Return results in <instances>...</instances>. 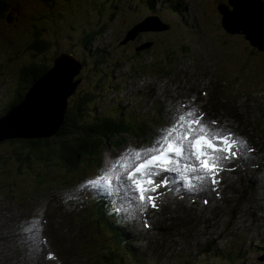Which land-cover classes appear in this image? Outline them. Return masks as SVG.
I'll return each instance as SVG.
<instances>
[{
    "label": "rangeland",
    "instance_id": "obj_1",
    "mask_svg": "<svg viewBox=\"0 0 264 264\" xmlns=\"http://www.w3.org/2000/svg\"><path fill=\"white\" fill-rule=\"evenodd\" d=\"M23 1L24 2L13 0V6L16 3L14 6L15 11H10L8 16L5 15V18L2 19V23L9 26L8 30H10L12 34L7 33V35L10 37L8 47L4 44L3 41L0 40V114L3 112L2 110L5 106V104L3 105V101H1L4 100L2 96L8 93L7 87L10 83H13L15 81V76L17 75L16 70L19 69V66L25 65L27 63V57L28 59L32 58V60L36 59L32 56V51L31 53L29 50H26L29 42L33 39V29L39 30V38L45 34V28L47 27V25H51L49 21L56 19V28H58L57 33L55 32L52 35H48L52 38L53 48L57 44V42L62 45L64 44L63 46L66 47L65 44H69L68 40L63 41V38H65L64 36H66V34L72 33L73 35L77 33V29H80L81 25H84L86 27L87 25H89L90 27H94L95 23L100 18L105 20L106 22L108 21V25L112 26V28L114 29L112 31L115 32V36L117 38H120V35L124 34L122 30L125 29L126 38L133 36L137 39V37L132 34L133 29L129 30L128 32L127 30L134 25L133 22L135 23L138 21L140 22H138L135 26H139V24H143L145 22L148 24H144V27H147L152 21V25H150V27L155 28L156 32L163 30L161 25H155L153 23V20H155L154 18L145 17L143 19V17L149 10L145 9V7L147 6V3L145 2L147 0H47L45 2L46 4L55 6V8L52 10L54 12L48 11L45 8L47 6L42 3V0ZM226 1L227 0H187L188 5L191 6V10L194 12V14L192 15L185 14L184 21L186 22L185 25L188 26L187 29H180V27L178 26L180 18L177 17V14L168 12V14L170 15L169 20H171L174 25L168 30L169 40L165 41L164 39H160L158 46L152 47L149 45L147 47H144V49L135 51L134 53L138 52L136 54H133L131 51L132 45H130L129 47H125L127 43L121 46H116L114 43H112V40H109V42L103 44L98 41L90 40L89 45H85V42H83L84 50H82L81 54H90L91 58L97 56L98 54L105 55L103 54V52L106 51V48H103V46H107L111 43V46L115 45V47L112 48V51L115 48L116 54L122 57L117 56L116 58H118L119 60L116 65L106 66L104 69V73L107 77L109 71H113L115 73L116 69L122 66V68L119 69V75L117 77V79H119V82H122V74H124V68H126V64L132 67L131 71L133 72V74L139 72L144 76H150L152 73H154L153 68H158L159 74L156 80L152 81L155 84L153 87L155 93L154 97L150 96V101L146 105H144V117H142L138 121L137 125L129 130V127L126 124H133L132 120L134 121L135 117L129 112V110H127V116L124 117V133L121 135H111L106 138L105 136H102L101 140L103 141V144L100 145L98 151L90 150L89 152L92 153L90 156H79L77 159V164L73 167L68 165L70 163L67 160L66 153L64 151H53V148H47L42 151L33 152L26 158L24 152L20 150L21 147L16 149L14 155L12 154L13 149L9 148V145L7 143H0V155L2 156L0 158V201L2 202V204L6 203L8 204V207H10L11 197L5 199V197L2 195V193H4L8 196H11L10 192L16 193V197L22 201L20 204H16L17 207L14 212L9 209L5 218H1L0 215L1 220L8 221L9 216H14L13 225L11 226V224L7 223V227L9 228L8 230H3L6 228L5 226H2L0 228L3 232H9L8 235L13 238L9 246H13L15 250L16 247L14 244L23 242V246H21L22 250L20 252H24V248L30 244L28 242H25V240H28V238L26 239L25 234H23L22 238L20 240H17L14 239V235H20L22 231L25 232L27 229H30L31 233L28 232L26 233V235L28 236V234H32L36 236V231L40 226V224L38 226L37 222H39V220L40 223L42 222V219H39L41 216L38 213L37 209L39 211L41 209H45L47 223V210L49 207L50 220L59 221V228L69 225H72L73 227V234H71L72 236L70 238H66L64 247L67 246L68 242H70L73 246L69 244L64 253H62L63 255H65V252H70L66 253V256L64 257L65 259L67 257L66 260L68 264H107L103 260L102 256V245L100 241L101 237H99V235L97 234V231L94 227L95 225L93 224V222L97 223L98 220H100V224L97 225V229L100 230L104 234L107 241L112 244L109 249L111 251H118L120 253V258H118V262L120 264H127L131 260V258L134 257L132 253L134 250L131 249V251H129V247L137 248L140 251V254L146 251V255L149 258L147 264H186V262H188V264H264V247L258 245L256 246V244H264V242L261 241L264 240L263 236L254 237L256 239L254 240L252 246L249 242L250 238H232V229L243 231L256 225L255 218L250 221V217L254 214V211L256 209L255 204H253L252 206L251 215L246 216L244 220H241V223L243 224H240L237 227L232 226V216L228 211V208L224 207L225 219L221 220L218 223H214L213 226H210L212 239H206L200 242L194 241L192 243L183 241L180 247L181 251L187 252V250L191 248L194 249L192 251L193 254H190L186 257H177L174 259L169 257L166 250L175 249L177 242L180 241L184 237V235L192 236L193 232L192 225L190 223L187 222L185 224H182L178 220V217L182 213L176 212L177 206L172 197L169 196L168 201H165L168 209L167 213L164 215L155 213L153 214L155 220H152V213L150 212L151 210L149 208L134 203L135 197L133 193L126 194L124 193L126 192V190L122 191L120 188H118L117 183L120 185H124L125 187L126 180L124 178H120V181L115 183L116 177L123 176L121 173L122 171H120L118 168H115L118 167L120 160L118 151L119 147H124L128 143L134 144V139L137 137V135L143 134L141 128L144 126V124L146 126L149 125L147 123L148 120H153L151 113L153 109L161 111L163 106H167L169 104L170 106H173L169 110L178 111V108L173 101L179 98L174 96V92L170 93V90L173 88L172 85L164 84L166 79L162 78L165 76L170 77V75L172 74V76L175 75L177 80H179L180 76L177 73H179V71L183 69L187 70V68L179 67L183 62H185V66L188 67V70H190L194 74L198 73L199 70H205L203 74L200 75V77L203 78L204 76H206V78L210 79L206 82L207 84L212 82L213 80H217L219 83H217V87L216 84L213 85L216 89L215 92L218 91V95L216 94L215 96V98L218 100V103L225 104L226 102H228L229 108L233 111H242V116L234 115L233 117H235L240 122L245 121L248 125L253 124L257 133L260 135H264V74H253L255 70L254 66L250 64L251 56L250 54L243 52V50H245L243 49V46L247 42H244L242 35H238L243 31H249L250 29H253L258 20L264 21V19H260L262 14H264V4L255 0H228V4L226 5ZM218 4H225V7L227 8H218ZM103 7H107V11L104 14L101 12ZM184 9H186L185 6H183V10ZM112 12H115L116 14L114 17L109 16ZM10 16H15V19L13 20L12 18L11 21ZM219 16L220 19L221 17L225 19L226 24L217 23ZM9 18L10 21L7 22V19ZM217 25H222L221 27L223 28L220 30H223L225 34H227L224 31L225 27L228 30L234 29L238 32V34L236 35L228 34L229 36L225 35L222 37V41L231 46V48H228V50H226V47L223 48V46H225L226 44H218V37L214 35V33L218 32ZM71 27H73L74 29L70 30ZM108 31L110 32L109 29ZM209 32L211 35L207 36ZM0 37L2 38L5 36L0 33ZM179 37H181V39H179ZM145 38L148 39L146 41H149V39H151L149 34L145 35ZM133 39H129L127 42H130L131 44ZM237 40L238 42H236ZM241 40L242 43L240 42ZM118 43L122 42L119 41ZM179 44H182L188 48L187 52L189 54L188 56H185L183 58H189V60H180L178 54L181 53L180 50H174V48H176V46H178ZM80 46L82 48L81 43L78 44V47ZM100 47L102 49H100ZM127 50L132 54L123 57L124 55H127L129 53ZM75 51L77 52L75 55H79L78 48H76ZM258 53L259 55L257 56L259 57V59L264 61V52ZM60 54L61 53H59V55ZM77 57L79 58V56ZM103 59H105L107 62L108 55ZM109 61H111V58H109ZM219 62L223 63L222 65L225 72L224 80L219 67ZM195 63H199L197 65L198 68L194 67ZM142 65L143 67H141ZM2 70H4V72ZM132 72L130 74H132ZM93 73L94 71L89 69V67L82 66L79 73L74 77H78L80 82L76 86L74 93L67 98L66 112L74 111L77 117V123H86L93 120H99V118H103L113 124L114 122L111 118L116 120L118 116L109 115V113H111L110 110L112 109L111 106L104 108H102V106L103 104L106 106L105 97L106 94L111 91L112 86L114 85V78H111L110 80L104 79L103 83H100V81H96L98 75H93ZM99 74H101V72ZM177 80L176 83L179 84H185L186 80L191 83L188 87L184 88L183 85L178 89L181 97L191 94L193 97L195 96L196 98L201 99L198 96V94L201 92H199L197 96L194 94V90L201 87V85L195 82V79L191 81V78H189L181 82H178ZM158 82H160V88L158 86ZM203 85H205L204 87L210 89L209 91H205V96H212L211 84L206 85L205 83H203ZM164 87L167 89V94L169 96H158L160 90H163ZM235 88L238 89L234 92V94H228V92L232 91ZM240 88L244 90L241 92ZM81 90H85V92L80 96L88 94L91 95V98L93 100L91 103H84L85 101L80 97L74 98V94L80 93ZM201 90L205 89H199V91ZM125 95V93H122V96L120 98H123V96ZM141 95L142 97H145L146 93L142 90L141 94L136 95V98H139ZM246 98L248 101H250L248 105H244L243 99ZM76 99H79L82 104L84 103L83 110H80L79 108L77 109ZM190 100L195 101L193 99ZM127 101H131L130 96L127 98ZM208 103H206L203 110L200 109V107L191 106L192 109H188V111L198 110L196 111V116L201 113L203 119L207 118L203 111H209L211 109V105L210 103ZM183 104H188V102H183ZM114 105L116 106L117 104ZM122 105H124V101L120 104V106ZM179 112L182 111L179 109ZM79 113L82 114L80 115ZM165 113L166 112L160 113L157 124L155 121H153L156 126H159ZM67 114L71 115V113ZM220 116H222V120L219 121L220 123L236 131L234 125L231 122L232 120L226 119L231 115L222 114ZM129 117L132 118V120ZM213 119L215 121H218V119L220 118L214 116ZM74 121L67 118V127L72 125V123H75ZM207 124L211 127H214L208 120ZM6 130V126L2 125V127H0V133L5 132ZM109 138L111 139L109 140ZM118 141H122L120 142L122 144L121 146L116 147L115 145ZM255 150V158L258 159L259 152L256 148ZM16 154H21L22 156L24 155L22 158L25 157V161L20 165L18 173L16 174V172H14L13 175L12 170H16V166L13 165V168H11V162L18 161V156ZM30 157L37 159L39 161V165H31L29 162ZM243 162L246 161L243 159ZM62 163H64L65 165H62ZM2 164L6 166V171L8 173L6 179H4V173L2 174L1 172V170L4 168ZM237 164H240V162L238 161ZM239 167L235 166L234 169L231 170V172L239 174ZM250 169L252 168L250 167ZM30 171L39 179L46 178L48 180L47 183H42L41 185H39V188H41L40 190L31 185V183L29 182V179H31L30 176H23ZM248 171L253 176H255L256 174L257 178H255V196L257 194L259 195L260 202L262 206H264V200L261 193V186L264 184V178L262 177V174L258 177L256 173L257 171L264 172V167L262 168V170L260 168L258 170L252 169V171L248 169ZM101 173H111V187L108 188L106 192L110 194V196L111 194H113L114 196L122 200V203L124 204H121L120 208L124 212H129L130 205L134 204V211H141L147 216L148 219H150L153 225L152 231L145 232L141 231L140 228V233L136 222L137 218L132 217L131 223L132 228L135 232L131 231L130 227H126V230H128L130 233L132 232V235H134L135 237H137L138 235V239L135 240V238L132 237L129 243L130 245L122 244L124 245V247H126V249L128 248L127 250H124V248L120 245L121 242L119 243L117 239L115 241H112L113 237L118 238V233L116 232L118 227L110 224L113 218V206L107 201V196L104 191H98L96 195L93 196V201L87 203V194H89L91 191H94L95 189L81 188V185L85 184L86 181L97 178ZM15 177L20 179V182L16 181ZM38 178L34 177L36 185H38V183L40 182ZM55 178L56 181H54ZM187 178L190 179L191 177L188 175ZM231 178L232 180H234L233 185L236 188L234 192H232V190L229 189L230 186L227 184V195L230 197L231 207L235 208L243 198V189L241 185V179L237 175H231ZM130 186L132 185L130 184ZM173 187L174 186L172 182L170 188L172 189ZM26 188L28 189L27 191L25 190ZM16 189H18L19 191H17ZM203 190L204 194H206L205 186H203ZM58 193L62 194L59 198ZM191 194H193L192 191ZM199 194L203 195L201 191L199 192ZM50 197H52L54 200L52 204L56 205L55 208H52L50 204H47ZM72 197L78 198L77 203L74 202V204H77L76 209H79V211L75 212L76 214L72 213L67 215L68 213H70L74 204L71 208H69L70 210L65 209L63 204H68L70 202L69 198ZM208 201L209 205L207 206L200 205L202 204V201H200L201 203L199 202V204H193V200H191V202L188 201V204L185 202H180L178 205L181 207L182 212H184L191 221L198 220L199 223L209 224L211 219L213 220L214 218L222 217L223 215L221 216V214L219 213L218 206L214 207L212 205L215 201L211 199H208ZM104 204H108L109 208H104ZM223 204H225L224 201ZM239 209L241 208L239 207ZM243 210L248 211L250 210V208H246ZM212 211H214L215 216ZM86 213L92 218L93 221H91L85 215ZM38 214L39 218H37ZM61 214L67 215L64 217V221H60L57 218L58 216L61 218ZM23 215H26L27 217L24 218L27 222L26 228L19 227V217ZM44 225H46L45 222L42 223V227ZM52 226L47 228H45L44 226V232L46 231L47 241L49 245L53 249H55L58 240L57 234H55L52 230ZM13 231L15 234L13 233ZM218 237L221 238L217 241L220 246L219 253L223 254V257H208L207 254L206 256L199 257L197 254L201 251L194 253L198 250L204 251L203 249H208L210 245H214L213 242ZM134 241L136 243H134ZM229 241L231 243H229ZM241 242H244L245 247L249 248L242 251H237L238 243ZM30 246L31 245H29V248ZM151 246L157 252L155 250L153 252ZM227 246L233 247L234 252L227 255L228 249H225ZM92 248H97L99 249V251L95 252L94 254V249ZM120 248L125 251L126 258L122 257ZM37 249H39V247ZM218 249L219 248H214V250ZM13 251H7L6 248L0 251V253L2 254L7 253L11 256V262H8L7 264H13L12 262L15 259V254H13ZM160 256H164L165 259L161 260ZM16 257H18V253ZM28 259L31 258L24 257L22 259L25 260L23 264H33V262L29 261ZM22 260L20 261V263L18 262V264H21ZM26 260L29 262L27 263ZM133 263L141 264L140 261L135 259H133Z\"/></svg>",
    "mask_w": 264,
    "mask_h": 264
},
{
    "label": "trees",
    "instance_id": "obj_2",
    "mask_svg": "<svg viewBox=\"0 0 264 264\" xmlns=\"http://www.w3.org/2000/svg\"><path fill=\"white\" fill-rule=\"evenodd\" d=\"M47 0H42V3L44 5H46L47 7H44L48 10V11H52L55 6H51L46 4ZM107 11V7H103V9L101 10V12L104 14ZM116 14L115 12H112L111 17H114ZM140 22V21H138ZM138 22H133V24H137ZM108 21L106 22L103 19H99L96 23L94 27H90L89 25L84 26L81 25L80 29H77L79 32L74 36H71V39L64 36L65 38H63V41H67L69 42V44H65L66 47H64L62 44H60L59 42H57V44L54 46V48L52 47V43L51 41V37H47L45 34L42 35L41 37L38 38L39 36V30L33 29V39L32 41L29 42V45L26 47V50H29L30 52L32 51L33 54L32 56L35 57V60H32V58L28 59L27 57V65H21L19 66V69L16 70L17 71V76L15 77V81L13 82L14 86H13V91L12 94L9 93L10 98L8 99V103L5 104V106L3 107V112L0 115L5 114L6 112H8L13 106H15L17 103L19 104L25 97V93L26 91L33 85V83L35 81H37L46 71H48L51 66H52V60L53 58H55L56 56L59 55V53L61 54H71L74 58H76L81 66H87L89 67V69L93 70L94 74L98 75L96 81H100V83H103L104 79L106 80H110L111 78H117L119 73L116 72L114 73L113 71H109V74L105 75V67L109 66V65H116V63L118 62V58H116L117 56L122 57L118 54H116V50L114 48L113 51H104L103 54H105L106 56L108 55V61L106 62V60L104 59L103 61L100 59L101 56L95 61L93 62L91 60V55H82L81 52L83 49V42H85V45H89L90 44V40H92V38L96 35H99L101 32H105L106 29L110 30L111 36H113L114 40H116L117 42H113L116 46H121L123 44L118 43L120 40V38H117L115 36V32H113L112 30H114L112 28L111 25H108ZM132 24V23H131ZM94 25V24H93ZM218 27V32L214 33L215 36L218 37V43L221 44H226V42L222 41V37L223 36H229L228 34H225L223 32V30L221 31L220 29H222L221 25H217ZM124 34H126V30H122ZM128 31V30H127ZM113 33V34H112ZM149 34L151 39H149V41L147 42L150 46L155 47L159 45V40L160 39H164L165 41L169 40V33L168 31L165 32V29H163L162 31L156 32H145L144 31V35ZM210 32L207 34V36H210ZM142 34H140L139 37H137L138 41L140 40H148L146 38H141ZM120 37H122V34L120 35ZM123 39V38H122ZM180 39V38H179ZM70 40V41H69ZM111 40V38H110ZM82 44V48L81 46L78 47V44L80 43ZM238 42V40L236 41ZM235 42V43H236ZM242 43V40L240 41ZM245 42V40H244ZM246 43V42H245ZM126 44V43H125ZM59 45V46H58ZM131 44L127 43L125 45V47H129ZM142 47H147L146 44L142 45L141 47H135L134 45H132V53H134L135 49L141 50L144 49ZM226 47V50H228V48H231L230 45L226 44L225 46H223V48ZM53 48V49H51ZM76 48H78L79 50V58L75 55L77 52L75 51ZM179 49L181 53L179 54V58L180 60H189V58H183L185 56H188V48L182 44H179L178 46H176V48H174V50ZM243 52H246L247 54H250L251 56V60H250V64L254 66V75H260V74H264V61L260 60L259 57L257 55H259L258 51H256V49H254L253 47H251L248 43H246L243 46ZM173 50V51H174ZM31 52V53H32ZM52 52V53H51ZM254 52V53H252ZM27 53V52H25ZM171 53V52H170ZM186 53V54H183ZM252 53V54H251ZM257 53V54H256ZM127 56V55H124ZM109 58H111V61H109ZM90 62H89V61ZM225 61V60H224ZM199 63H195L194 67L198 68L197 65ZM223 63L219 62V67L221 70V74L224 80V76H225V72H224V68H223ZM91 65V67H90ZM138 66V65H137ZM116 67V66H114ZM4 72V70H2ZM96 71V72H95ZM101 72V74H99ZM81 76V75H80ZM106 77V78H105ZM78 78V77H76ZM76 80V79H75ZM93 82V81H92ZM217 83L218 81L215 80L216 87H217ZM92 84V83H91ZM90 84V85H91ZM219 84V83H218ZM77 86V85H76ZM110 86V84H109ZM108 86V87H109ZM9 87V86H8ZM215 87V86H214ZM220 88V86H219ZM238 88L233 89L232 91L228 92V94H234L235 91H237ZM216 89L212 90V99H211V106H213L214 104L218 103V100L215 98L216 94L218 95V91L215 92ZM244 89L240 88V91L242 92ZM210 99V98H209ZM244 100V105H248L250 103V101L246 99ZM4 101V100H3ZM84 103H89L92 102V98L90 96V94L88 95H84ZM83 103V104H84ZM208 103L207 100H204L202 102V104ZM83 104L77 100L76 101V106L77 108H79L80 110H83ZM209 104V103H208ZM204 106V105H203ZM202 107V106H201ZM219 106H217L218 108ZM216 108V109H217ZM201 109V108H200ZM210 111V110H209ZM67 113H71L67 114ZM83 113V112H82ZM82 113H79L80 115ZM75 115V116H73ZM67 118L72 119V121H74L75 119V123H72V125H70L69 127H67ZM113 124L109 121H106L103 118H99V120H93L90 122H86V123H77V117L76 114L74 113V111H68L65 113L64 118H63V122L60 126H58V128L51 133L48 136H42V137H36V138H32V139H28V138H19V139H9V140H5L3 142H1V144L7 143L9 145V148L13 149V153L15 155V151L17 148L21 147L20 150L22 152H24L25 157L27 158V156H29L30 154H32L33 152L36 151H42L44 149L47 148H53L54 150H60V151H64L66 153V158L69 161L71 167H73L78 159L79 156H90L92 153H90V150H95L98 151L100 145H102L103 141L101 140L102 136L109 137L111 135H117L121 132H123L125 130V126L124 123L122 121H117L113 119ZM236 123L238 124L239 122L236 121ZM127 125V124H126ZM129 130H131L132 128L130 126ZM251 128V126H249ZM111 138H109L110 140ZM94 153V152H93ZM20 157H18V161H14L11 162V168H13V165L16 166V170H12V173L14 175V172H16V174L19 171L20 165L25 161V157L22 158L23 156L21 154H16ZM2 156L0 155V158ZM6 159V158H3ZM29 162L31 165H35L38 164L39 161L33 157L29 158ZM66 160V159H65ZM42 163V162H41ZM3 165V169L1 170L2 174L4 173V176L6 179L7 177V171H6V166ZM39 165V164H38ZM62 165H65L64 163H62ZM30 176L31 179H29V182L31 183V185H33L34 187H36V189L40 190L41 188H39V185H41L42 183H47L48 180L46 178L44 179H39L38 177H36L35 175H33V173L30 171L29 173L23 175V176ZM38 178V180H40V182L38 183V185L35 184L34 181V177ZM16 181L20 182V179L16 178ZM54 181H56V178L54 179ZM17 191H19L18 189H16ZM26 191L28 190L27 188L25 189ZM12 199L14 201H16L17 203H21L22 201L16 197V193L14 192H10ZM112 221V220H111ZM100 224V220H98V223L94 222V227L95 230L97 231V234L99 235V237H101V235L103 234L100 230L97 229V225ZM122 233V230L119 231L118 234V238L113 237L112 241L114 240H118L120 245L124 248V250H127L126 247H124V240H126L124 237H120V234ZM104 236V234H103ZM106 238L104 236V239H100L101 241V249H102V256H103V260L107 263V264H120L118 262V258H120V253L118 251H111L109 248L112 246V244H110L109 242H106ZM264 242V241H263ZM94 249V254L95 252L99 251V249L97 248H92ZM121 253L124 252V250L122 248H120ZM219 250H214L213 246H209L208 249H205L204 251H202L204 253V256L210 257H215L218 256ZM237 251H242V250H237ZM233 252L229 251L228 255L231 254ZM133 255L136 256V253L133 251ZM122 257H125V254L122 253ZM196 257V256H195ZM223 257V256H222ZM132 259H135L134 257H132ZM136 260V259H135ZM127 264H131V262L129 261Z\"/></svg>",
    "mask_w": 264,
    "mask_h": 264
},
{
    "label": "snow or ice",
    "instance_id": "obj_3",
    "mask_svg": "<svg viewBox=\"0 0 264 264\" xmlns=\"http://www.w3.org/2000/svg\"><path fill=\"white\" fill-rule=\"evenodd\" d=\"M196 111L190 110L180 115L172 127L165 130L153 144L143 150L135 151L126 159L134 161L124 163L121 167L127 172V179L131 181L135 190L139 192L141 203H149L156 207L155 198L146 195L155 192L160 184L153 179L161 172H178L182 159H195L196 164H186L183 171L202 172L203 175L195 179L204 181L211 178L212 183H218L215 176L221 171L220 160L230 159L237 155V151L247 147L246 141L232 137V134L222 135L220 130H213L204 124L203 117H196ZM215 123V122H213ZM252 151V149H248ZM224 153L223 157L219 155ZM112 176L104 174L91 179L81 185L82 189H96L105 191L111 187ZM168 177L162 183L167 185ZM189 187H192L189 185ZM207 203V201H205ZM50 258H51V254Z\"/></svg>",
    "mask_w": 264,
    "mask_h": 264
},
{
    "label": "water",
    "instance_id": "obj_4",
    "mask_svg": "<svg viewBox=\"0 0 264 264\" xmlns=\"http://www.w3.org/2000/svg\"><path fill=\"white\" fill-rule=\"evenodd\" d=\"M260 19H264L262 14ZM148 24V23H147ZM222 24L225 19H222ZM166 26H162L165 28ZM144 30L154 31L150 25L144 27ZM225 32L229 35L238 34L234 29ZM133 34V33H132ZM135 35V34H133ZM243 39L256 51L264 52V21L258 20L253 29L241 32ZM134 37H127L124 42ZM219 44V43H218ZM62 67V68H61ZM81 69L80 62L71 55L60 54L53 59L52 67L46 71L34 84L27 90L24 99L12 107L3 117L0 118V127L6 126L7 130L0 133V143L9 139L36 138L48 136L53 133L63 122L66 100L73 93L78 81L73 78ZM41 107L45 118L49 119L47 127L39 131L36 119H30L33 109ZM212 112L215 114V110ZM17 117V121L12 118ZM38 121L42 120V112L37 113ZM203 121H209V115H206Z\"/></svg>",
    "mask_w": 264,
    "mask_h": 264
},
{
    "label": "bare ground",
    "instance_id": "obj_5",
    "mask_svg": "<svg viewBox=\"0 0 264 264\" xmlns=\"http://www.w3.org/2000/svg\"><path fill=\"white\" fill-rule=\"evenodd\" d=\"M227 7H225V9H226ZM153 23L155 24V25H160V23H159V21H157V20H155V21H153ZM136 24H134L131 28H128V31L129 30H131V29H133V34H135V36L136 37H139L140 36V34H144V28H143V26H142V24H139V26H135ZM127 31V32H128ZM102 35H104V34H102ZM142 39L143 38H145V37H141ZM100 49H102L101 47H100ZM107 50V49H106ZM100 56H102L101 54H98L97 56H95V57H92L91 58V60L93 61V62H95ZM58 56H56L55 58H57ZM54 59V58H53ZM53 61V60H52ZM162 79H166V81L165 82H169V80L171 81V83H170V85H174V83H175V81H174V79L173 78H170V77H168V76H165V77H163ZM180 79H182L181 77H180ZM211 88H212V90H214L215 89V87H214V85L213 84H211ZM219 90H220V88H219ZM151 96L152 97H154V93L153 92H151ZM185 106H188V107H191V106H195V107H200L202 110L204 109V107H205V105H206V103L205 104H200V102L197 100V101H190V102H188V104H184ZM204 105V106H203ZM202 106V107H201ZM180 110L182 111V112H179V111H175V110H173V111H168V112H166L165 114H164V116H163V118H162V120H161V123H160V125H159V130H162V129H165V128H170V127H172V125H173V123L178 119V117L180 116V115H182V113H183V108H180ZM188 110V109H187ZM39 112H42V120H40V121H42V122H40V121H38V117H37V113H39ZM44 112H46V111H44V110H42L41 109V107H36V108H34L33 109V114H32V116L30 117V119H36L37 120V126L38 127H40V128H38V134H39V131H42V130H44V127H47L48 126V123L50 122V120L49 119H46L45 118V115H44ZM201 116V113L199 114V115H197L196 117H200ZM15 119H17V117H13L12 118V120L13 121H17V120H15ZM135 145V148H138V143L137 142H135L134 143ZM142 145H147V143L146 142H141L140 144H139V146H140V148H142ZM239 162H240V164H236V167H239L241 164H245L247 167H249V165H248V163L247 162H243V158L242 157H240L239 158V160H238ZM250 168V167H249ZM107 174H111V173H107ZM116 174H117V172H116ZM177 174H178V172H161V174L159 175V176H156V177H154L153 179L156 181V183H158V184H160V187L159 188H157V190L155 191V192H148L147 194H156V193H161V194H163L164 196H165V198H166V200L165 201H168V198H169V195L164 191L165 190V188H167L168 186L170 187V185H171V183H172V180L174 179V177L175 176H177ZM101 175H104V173H101V174H99V176H101ZM125 175H127V174H125ZM231 175H237L239 178H240V174H237V173H235V172H231L230 171V175H229V183H228V185L230 186L229 187V189L230 190H232V192H234V190H235V186L233 185L234 184V180H232V178H231ZM164 177H168L169 178V182H168V184L167 185H164L163 183H162V180H163V178ZM191 179V178H190ZM241 179V178H240ZM120 181V178L118 179V181L117 182H119ZM258 181V180H257ZM203 182V186H205V183H204V181H202ZM117 185H118V188H120L122 191H125V188L127 187V184L125 183V187H124V185H120V184H118L117 183ZM130 187H132V186H129V188ZM175 190V189H174ZM85 191H87V190H85ZM129 191L131 192V189H129ZM124 193H126V192H124ZM123 193V194H124ZM108 194V193H107ZM123 194H122V196H123ZM181 194V193H180ZM108 195H110V194H108ZM198 195L201 197V196H203V195H201V194H199L198 193ZM190 196H191V198H192V196H193V194H191V191H190ZM190 196H189V198H190ZM107 201L109 202V203H112V202H114V200L112 199V197H108L107 198ZM88 202H91V199H90V197H88L87 198V203ZM224 207L225 208H228V211L230 212V214H231V216H232V214H233V211H234V209L235 208H233V207H231V201H230V197L228 196V195H226V197H225V199H224ZM105 206H106V208H108V204H105ZM16 207L17 206H15V208H14V210H12L10 207H8V204H2V202L0 201V215H1V218H5V216H6V214H7V212H8V210L10 209V210H12L13 212L16 210ZM77 211H79V209H76V206H75V204H74V206L72 207V209H71V211H70V213H68L67 215H69V214H72V213H74V214H76L75 212H77ZM115 213V215L113 216V218H112V221L110 222V224L111 225H113V226H116V227H118L117 226V221L119 220V217H117V215H118V213L117 212H113V214ZM67 215H64V214H61V218L58 216L57 218L60 220V221H64L63 219H64V217L65 216H67ZM91 221H93L92 220V218L86 213L85 214ZM13 221H14V216L12 215V216H9V221L8 220H1L0 219V228L2 227V226H5L6 228L5 229H3V230H8L9 228L7 227V223H9V224H11V226L13 225ZM58 223H59V221H52V220H50V222H49V224H54V225H58ZM215 222H214V219L212 220H210V223H209V226H213V224H214ZM37 224H38V226H39V222H37ZM93 224H94V222H93ZM151 225H152V223H151ZM39 229H40V226H39ZM39 229H37V231L39 230ZM113 230V229H112ZM153 230V225H152V227H150V229H148V231H152ZM36 231V232H37ZM26 233H31V230L30 229H27L26 231H25ZM25 232H23L22 231V233L20 234V235H18V237L16 238L17 240H20L21 238H22V236H23V234H25ZM8 233L9 232H3V231H1V229H0V251L1 250H3V249H7V251H13L14 250V247L13 246H9L10 244H11V242H12V237H10L9 235H8ZM13 233H14V231H13ZM15 234V233H14ZM38 234H39V232H38ZM129 236V237H128ZM14 237H15V235H14ZM120 237H124L126 240H124V241H126V242H128V243H130V240H131V238L133 237V238H136L134 235H132V232L130 233L128 230H126V228H124L123 230H122V233L120 234ZM25 238L27 239L28 238V240H25V242H28V243H30L29 245H31V246H34V245H38V247H39V251H41V248H40V246H39V241H38V239H37V237L36 236H34V235H32V234H28V236L25 234ZM24 238V239H25ZM101 238L102 239H104V236H103V234L101 235ZM114 241V240H113ZM261 241H264V240H261ZM106 242H108L107 240H106ZM134 243H136L135 241H134ZM111 244V243H110ZM29 245L27 246V247H25L24 248V252H21V255H22V257H21V259H20V261L24 258V257H30L31 258V260H32V262H33V264H35V263H37V257L34 255V254H31L30 253V251H29ZM263 246L264 247V244H262V245H260V244H256V246ZM30 246V247H31ZM128 249V248H127ZM131 249H133L134 250V252L136 253V256H134V258L136 259V260H138V261H140V262H145V263H143V264H147V262H148V257H147V255H146V251L145 252H143L142 254H140V251L137 249V248H135V247H129V251H131ZM16 249L13 251L14 253L13 254H15V259H14V261L12 262L13 264H18V262H19V259L16 257ZM123 254H125V251L124 252H122ZM44 254H42L41 253V260H42V263L43 264H46V261H45V259H43L44 257ZM65 257V255H63V254H60V263L61 264H68V262H67V260L64 258ZM125 257H126V254H125ZM142 257V258H141ZM144 258V259H143ZM5 260V264H7L8 262H11V256L9 255V254H7V253H4V254H2V253H0V264L3 262ZM144 260V261H143ZM249 260V259H248ZM247 260V261H248ZM251 260V259H250ZM25 262V260H22V262H21V264H23ZM55 262V259L54 258H52V263H54ZM130 262H131V264H134L133 263V259L131 258V260H130ZM186 264H188V262H186ZM250 264V263H249Z\"/></svg>",
    "mask_w": 264,
    "mask_h": 264
},
{
    "label": "clouds",
    "instance_id": "obj_6",
    "mask_svg": "<svg viewBox=\"0 0 264 264\" xmlns=\"http://www.w3.org/2000/svg\"><path fill=\"white\" fill-rule=\"evenodd\" d=\"M52 12H54V11H52ZM10 18H11V21H12V18H13V20L15 19V16H10ZM10 18H9V20H10ZM49 23L51 24V25H47V27L45 28V35L47 36V37H50V36H48V35H52V34H54L55 32L57 33V29L58 28H56V19L55 20H51V21H49ZM144 24H147V23H143L142 25L144 26ZM149 25H152L151 23H149ZM153 28V27H152ZM72 28H70V30H71ZM163 29H165V32L166 31H168L170 28H167V27H165V28H163ZM153 30L154 31H156V29L155 28H153ZM145 32H147V30H144ZM148 32H153V31H148ZM103 32H101V34H102ZM71 34L72 33H70V34H67L68 36H66V37H68V38H70L71 39ZM58 39V38H57ZM138 39V38H137ZM136 38H134L133 39V41H132V43H131V45H134L135 47H141V45H144V44H146V46H149V44L147 43L148 41H146V40H140V41H138ZM92 40L94 41V37L92 38ZM112 40V43L113 42H117L116 40H114V39H111ZM118 41H121L122 43L121 44H125V43H129L130 44V42H124L125 41V39H121L120 38V40H118ZM51 43H52V38H51V41H50ZM100 42V41H99ZM108 42H109V40H108ZM100 43H107V42H100ZM111 43V44H112ZM111 44H108V46H107V51H109V49H110V46H111ZM142 48H144V47H142ZM135 50H138V49H135ZM128 51V50H127ZM129 52V51H128ZM82 53V52H81ZM136 53H138V52H136ZM136 53H133V54H136ZM130 54H132L131 52H129L127 55H130ZM68 55H71V54H68ZM59 56V55H58ZM72 56V55H71ZM52 65H53V62H52ZM52 67V66H51ZM141 67H143V65L141 66ZM81 68H82V66H81ZM81 70V69H80ZM79 73V72H78ZM17 76V75H16ZM15 76V77H16ZM76 79V80H75ZM73 81L75 82V81H78V83L80 82V80L78 79V78H73ZM114 81H115V79H114ZM34 84V83H33ZM115 82H114V85L112 86V89H115ZM78 85V84H77ZM75 89H76V87H75ZM75 89H74V91H75ZM116 89H118V87L116 88ZM74 91H73V93H74ZM27 92V91H26ZM85 92V90H81L80 91V93H76V94H74L75 96H74V98H77V97H80V98H82L83 100H84V96H80L81 94H83ZM72 93V94H73ZM26 94V93H25ZM71 94V95H72ZM70 95V96H71ZM69 96V97H70ZM91 96V95H90ZM110 97H111V94H110V92H108L107 94H106V103L107 102H109V99H110ZM77 100H79V99H76V101ZM80 101V100H79ZM81 102V101H80ZM82 103V102H81ZM88 103V102H87ZM90 103V102H89ZM18 104V103H17ZM66 104H67V100H66ZM108 104V103H107ZM14 107V106H13ZM118 107V106H117ZM116 107V108H117ZM78 109V108H77ZM7 113V112H6ZM5 113V114H6ZM65 113H66V107H65V112H64V115H65ZM5 114H3V115H1L0 117H3ZM64 118V117H63ZM105 118V117H104ZM18 156V155H17ZM18 157H20V156H18ZM0 183H1V181H0ZM2 195L5 197V199H8V197L10 198V208L12 209V210H14V208H15V206H16V204H20V203H17V202H15L13 199H12V196H8V195H6V194H4V193H2ZM263 237H264V234H263Z\"/></svg>",
    "mask_w": 264,
    "mask_h": 264
},
{
    "label": "flooded vegetation",
    "instance_id": "obj_7",
    "mask_svg": "<svg viewBox=\"0 0 264 264\" xmlns=\"http://www.w3.org/2000/svg\"><path fill=\"white\" fill-rule=\"evenodd\" d=\"M141 37H145V35L143 34Z\"/></svg>",
    "mask_w": 264,
    "mask_h": 264
}]
</instances>
